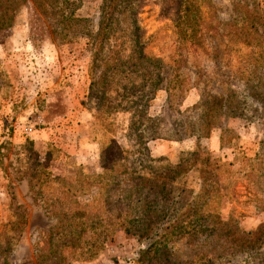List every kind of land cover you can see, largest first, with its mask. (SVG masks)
Returning a JSON list of instances; mask_svg holds the SVG:
<instances>
[{
	"label": "rangeland",
	"instance_id": "rangeland-1",
	"mask_svg": "<svg viewBox=\"0 0 264 264\" xmlns=\"http://www.w3.org/2000/svg\"><path fill=\"white\" fill-rule=\"evenodd\" d=\"M106 1L0 4V264H166L165 250L148 251L151 242L166 234L153 231L143 237L125 231L117 225L118 210L98 207L104 189L88 194L74 188L88 189L89 177L104 172V146L111 147L113 159L118 156L115 146L125 150L123 160L118 156L113 161L118 165L111 174L123 178L122 186L115 183V190L109 189L115 195L135 188L127 181L139 164L135 157L147 169L154 167L147 174L160 187L149 208L153 229L166 227L167 220L156 221L171 212L174 218V206H184L201 188L199 171L188 169L178 176L182 156L201 147L231 162L243 152L254 157L260 151L264 0H124L112 15ZM187 3L196 11L190 23L198 20L200 30L182 39L177 22ZM131 9H136L133 15ZM106 15L114 17L109 27ZM102 28L106 35L97 40ZM177 84L180 90L172 89ZM208 94L227 103H247L246 116H217L232 131L225 145L221 128L199 141L194 135L166 138L181 128L179 121L203 118L206 108L200 103H222L210 97L206 101ZM144 113L161 119L156 138H149L150 121L139 118ZM140 123L143 138L135 128ZM173 164L178 168L172 169ZM240 165L238 161L234 169ZM247 186L242 178L236 198L222 202L224 219L234 217L246 232L264 225V208L250 202ZM81 207L91 228L73 226L79 240L71 244L70 228L59 221ZM138 207L131 205L134 215ZM97 217L103 218L100 226ZM180 234L168 237L170 250L183 253L174 262L202 264L200 258L188 260L192 243L187 247ZM51 239L58 249L50 250L56 246ZM250 259L238 255L213 264H254Z\"/></svg>",
	"mask_w": 264,
	"mask_h": 264
},
{
	"label": "trees",
	"instance_id": "trees-1",
	"mask_svg": "<svg viewBox=\"0 0 264 264\" xmlns=\"http://www.w3.org/2000/svg\"><path fill=\"white\" fill-rule=\"evenodd\" d=\"M123 1L124 0H107L106 2H108L107 6L109 9V14L112 15V13L114 14L116 11H118L119 6H121ZM1 2L2 0H0V4ZM187 4L188 5L185 9L184 15H181L177 22L180 30L184 33L182 39L193 36L200 30L198 20H196L195 23H193V21L190 23L189 16L193 11H196L190 7L189 3ZM131 10V14L133 15V12L136 9ZM194 12L192 20L195 16ZM105 19L109 20L107 23L109 27L114 17L109 16L107 18L106 15L104 17V22ZM75 30L78 29L76 28ZM105 35L106 28H102V30L98 33L97 40L99 37H103ZM260 80L261 81L259 85H263L264 89L263 75L260 77ZM178 82V79L173 81L174 85ZM259 85H256L258 87H256L257 89L261 87ZM178 86L179 85L177 84L176 87L174 86L172 89L180 90V87ZM263 92L264 90H262L261 94H264ZM209 97L211 99L213 98L214 101H222V103H200V107L204 109L206 108L203 118H200L199 120L197 119L195 121H179L178 123L181 125V128L176 129L173 131L174 135H169L166 138L182 139L184 136L194 135L199 141V139L202 137H207L215 128H221L222 145H225L227 134L231 133L232 131L226 125H221L217 116L222 118L225 117V119L243 117L246 116V112L249 109L246 107L247 103H227V99L213 94L206 95V101H209ZM113 109L118 111L119 107ZM121 110L126 109L122 108ZM257 110V108L253 109L254 114L257 112ZM139 118L150 121L151 127L149 132L150 130L152 131L149 135V138H156L159 136L158 125L161 121L159 117L150 118L144 113ZM135 128L138 130L142 138L146 137L142 133L143 130L140 132L141 123L137 124ZM236 138L238 137L236 136ZM260 146V151H258L254 157L243 152L240 156H236L235 160L231 162H223L220 158L212 157V154L208 150L202 149L201 147L198 149V151L190 152L187 156H182L180 160L182 170L181 172H178L180 173L178 176H183L182 172H186L188 169H193L201 173L202 184L199 191L195 192L193 195L194 197H192L190 201H187L184 206H174L173 211H177L174 218L171 217V212L156 221L158 222L160 220V222H163L167 220V223L169 222V224L166 227H164V225L155 227L154 229L152 228L154 219L149 217V208L150 204L157 202L159 196L158 188L160 187H158L155 182L152 183L153 180L147 175L154 169V167L153 169H147L143 165L144 162L141 160V157L137 156L134 158L133 161L139 164L134 168L135 170H133V176L130 179L127 178V181L134 182L135 188H124L123 190H118L116 195L111 192V190H109L111 188L115 190V188H113L115 183H117L118 186L123 185L122 177H117L116 175L113 176L111 174L113 168L118 165H115L113 161L118 159V156L119 160H123L122 158L120 159V157L125 150L119 145L115 146L118 150V156H116L114 159L109 157L108 148H111L110 146L107 145V148H105V146L102 148V166L104 168V172L102 174L89 177L91 181L93 180V182L92 184H90L91 181L89 182L88 189H84L86 185L82 186L81 188H74L80 189L82 192H86L88 194H91L95 188L104 189L105 193L101 195V204H98V207L103 208L106 212L110 210H118V216L120 219L117 218V225L123 226L125 231H138V233L143 237L144 235L153 231L155 232L154 235L162 234V237H164L163 235L166 234L164 239L162 238L159 242L153 241L148 247V251L152 250L156 252L165 250L164 254L166 255V264H177L174 262L173 258L175 257L177 259L179 256H183V253L181 255H176L172 250H170L172 247L168 241L169 236L180 233V237L182 239L187 238V247H189L192 243V250L188 251L186 254V256L190 257L188 259L189 261L200 258V262L202 264H213L218 260H223L226 258L232 260L238 255H246L247 258H251L249 260L250 263L254 262V264H264V225H261L255 231L246 232L241 229L239 222L235 220L234 217H230V219L225 220L222 213L223 199L231 200L236 198V187L242 178L248 182L247 192L250 195V202L256 201L260 204V207L264 208V137L260 141ZM130 160L131 159H129V161ZM238 161L241 163V165L237 167V169H234V167L236 168ZM178 166L179 165L176 166L173 164L171 165V168L177 169ZM135 199H137V203L134 202ZM59 204L61 206L65 203L60 202ZM132 204L139 205L135 211V215L133 210L134 208L131 209ZM87 206L88 204H86L84 207L88 208ZM85 208L81 207L76 212V217L69 214L71 211L70 210L67 215H65V219L59 221V224L66 225L67 228H70L69 233L71 235L69 236H72L73 238L71 242L69 241L68 243L75 244L79 240L78 236L75 235L76 231L74 230L73 226H76L78 223H83V225L85 224L84 229L91 228L89 227L88 220H85V216L88 215V213L86 214ZM122 212L125 213L124 216H122ZM78 214L80 215L79 217H77ZM177 214L180 216L177 217ZM182 216L184 218L178 221ZM115 218L116 216L114 217L113 215V218L111 219ZM97 219L99 222L97 221L96 225L100 226L103 218L97 217ZM176 221L178 222L173 224ZM94 225L95 223H92V228H95ZM170 227H172L170 231L166 232V229H169ZM173 231L175 234H173ZM52 243L56 245L54 240L51 239V244ZM55 248L58 249V245H56L54 248H51L50 250ZM50 254H52V252L49 253V255Z\"/></svg>",
	"mask_w": 264,
	"mask_h": 264
}]
</instances>
